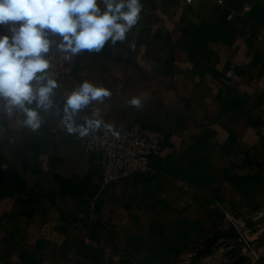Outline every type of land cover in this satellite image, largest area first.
Wrapping results in <instances>:
<instances>
[{
	"label": "crops",
	"instance_id": "obj_1",
	"mask_svg": "<svg viewBox=\"0 0 264 264\" xmlns=\"http://www.w3.org/2000/svg\"><path fill=\"white\" fill-rule=\"evenodd\" d=\"M143 3L124 42L77 57L57 99L83 79L103 84L102 118L162 131V152L98 193L101 154L59 117L32 132L0 112V264H192L231 220L251 245L220 239L196 264H264V0Z\"/></svg>",
	"mask_w": 264,
	"mask_h": 264
},
{
	"label": "clouds",
	"instance_id": "obj_2",
	"mask_svg": "<svg viewBox=\"0 0 264 264\" xmlns=\"http://www.w3.org/2000/svg\"><path fill=\"white\" fill-rule=\"evenodd\" d=\"M143 11V0H0V112H15L32 132L41 128L43 114L51 113L69 137L103 130L119 139L120 131L97 107H107L112 91L83 79L58 100L63 85L51 72L52 61L55 53L71 63L85 50L99 54L106 44L124 42ZM130 47L135 50V43ZM127 103L139 110L143 101L132 96ZM89 108L91 114L81 116Z\"/></svg>",
	"mask_w": 264,
	"mask_h": 264
},
{
	"label": "built area",
	"instance_id": "obj_3",
	"mask_svg": "<svg viewBox=\"0 0 264 264\" xmlns=\"http://www.w3.org/2000/svg\"><path fill=\"white\" fill-rule=\"evenodd\" d=\"M193 1L185 0L186 4ZM217 1L220 4L224 2V0ZM245 7L250 8V3L246 2ZM234 14L235 12H231L227 17L231 19ZM61 56V53H55L51 72L54 75L58 74L59 78L68 77L77 65V57L71 63H67L60 60ZM235 67V64H231L226 73L227 78L235 75ZM120 133L119 139L112 137L111 134L105 135L103 130L92 133L89 137H75L83 149L89 152H99L102 156L104 168L98 193L104 191L114 180L130 178L148 171L152 158L162 152L165 135L156 128L135 122L121 130ZM97 198L96 195L89 198L92 209L96 207Z\"/></svg>",
	"mask_w": 264,
	"mask_h": 264
},
{
	"label": "water",
	"instance_id": "obj_4",
	"mask_svg": "<svg viewBox=\"0 0 264 264\" xmlns=\"http://www.w3.org/2000/svg\"><path fill=\"white\" fill-rule=\"evenodd\" d=\"M7 173L6 171L0 166V187L3 185V183L5 182ZM245 226L247 228H249L251 225L248 221H245ZM234 223L231 220L229 225L224 227L223 229L219 230L218 232H216L215 234H213L211 237H209L202 246L199 247V249L196 250V253H198L202 247L206 246L207 244L208 249L201 254L197 259L193 260L192 264H196L199 262L200 258L207 255L213 248V246L217 245V242L221 239H236V238H242V241L244 244L246 245H251V242L244 239V235H241L239 232H236V230H234ZM230 230H232V232H230Z\"/></svg>",
	"mask_w": 264,
	"mask_h": 264
},
{
	"label": "rangeland",
	"instance_id": "obj_5",
	"mask_svg": "<svg viewBox=\"0 0 264 264\" xmlns=\"http://www.w3.org/2000/svg\"><path fill=\"white\" fill-rule=\"evenodd\" d=\"M241 239H242V238H236V240L239 241V242H241Z\"/></svg>",
	"mask_w": 264,
	"mask_h": 264
}]
</instances>
